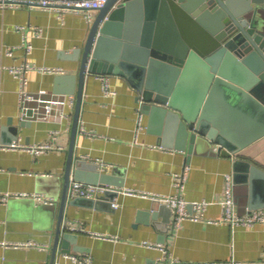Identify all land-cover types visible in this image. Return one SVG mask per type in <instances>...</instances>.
Instances as JSON below:
<instances>
[{"label": "crops", "instance_id": "obj_1", "mask_svg": "<svg viewBox=\"0 0 264 264\" xmlns=\"http://www.w3.org/2000/svg\"><path fill=\"white\" fill-rule=\"evenodd\" d=\"M92 20H86L84 12L64 10L59 14L23 3L0 8V145L17 140L52 141L61 146L41 154L0 147V192H39L54 200L45 204L29 196H13L0 201V264H77L70 255H89L90 264H264V221L252 226L207 222L208 218L221 217L227 173L234 181L237 211L248 209V188L237 182L235 162L249 161L264 170V134L231 157L202 149L188 153L177 147L172 127H166L165 122L150 124L144 113L145 129L135 140L137 113L141 111L137 92L114 74L85 76L73 155L74 161H87L100 173L109 174L111 183H96L116 192L105 195L98 205L74 204L67 186L61 226L74 239L64 252L57 250L51 263V239L64 188L75 103L65 107L68 118L30 119L29 125H19L20 84L7 67L22 62L58 67L59 72L29 70L26 88L67 93L71 85L76 90L80 60L68 55L83 45ZM18 25L26 26V33L17 29ZM34 26L41 28L39 34L33 32ZM24 35L31 44L29 52L23 44ZM7 46L13 47L11 54H6ZM103 77L113 93L104 92ZM214 107L229 127L247 135L264 128L260 113L242 100L222 95ZM9 119L18 125L15 138L6 129ZM185 168L184 186L178 188L175 174ZM118 181L122 185L114 184ZM122 189L180 194L187 200L204 198L209 204L202 219H186L173 226L172 213L163 201ZM256 195L264 204V185L260 182ZM112 199L118 203L116 208L108 203ZM258 208L264 212V205ZM27 241L37 245L7 247ZM144 242H154L163 249Z\"/></svg>", "mask_w": 264, "mask_h": 264}, {"label": "water", "instance_id": "obj_2", "mask_svg": "<svg viewBox=\"0 0 264 264\" xmlns=\"http://www.w3.org/2000/svg\"><path fill=\"white\" fill-rule=\"evenodd\" d=\"M68 57L79 58L80 66L76 90L71 85L65 90L75 93L76 99L51 263L57 250L64 252L74 239L61 226L71 175L93 183L112 182L96 165L74 161L86 75L123 77L136 90L149 123L172 127L177 147L188 153L202 149L231 157L264 134V128L247 135L229 127L214 107L218 97L229 96L257 110L264 122V0H106L96 10L83 45ZM27 113L31 114L30 108ZM30 122L21 118L19 125ZM6 129L16 137L18 125L12 119ZM235 169L237 182L248 188L246 207H262L256 191L259 182L264 185V170L240 159ZM115 192L107 189L98 199L74 196L70 201L98 205Z\"/></svg>", "mask_w": 264, "mask_h": 264}, {"label": "built area", "instance_id": "obj_3", "mask_svg": "<svg viewBox=\"0 0 264 264\" xmlns=\"http://www.w3.org/2000/svg\"><path fill=\"white\" fill-rule=\"evenodd\" d=\"M106 0H0V8L6 6H14L19 3L27 4L28 6H38L44 10H53L57 13H62L64 10L75 12H84L86 20L91 21L93 12L102 6ZM17 29L26 33L27 28L23 25H18ZM34 33L39 34L41 28L39 26L32 27ZM23 44L26 46L27 52L31 49V44L26 35L23 37ZM13 47L7 46L5 49L6 54H11ZM8 71L19 80L20 87L19 94V110L20 117L26 119L36 120H57L68 118L69 114L65 110L66 106H71L75 103L76 96L74 93H57L47 89H39L36 91L28 90L26 88L27 77L26 73L34 68L45 72H59L58 67L37 66L29 62H22L8 66ZM103 90L105 93H113L108 86L107 79L103 77ZM1 91V87H0ZM31 109V114H28V109ZM145 129L144 113L138 110L137 124L135 128V140L138 133ZM2 148H23L34 154H41L50 149H59L61 146L53 143L52 141H44L37 143H24L13 140L8 144L0 145ZM103 163V162H101ZM187 177V168L179 174H175L174 184L178 188L184 186V180ZM234 181L230 173L225 175V197L220 201L221 217L219 220L208 218L207 222L223 221L231 226L244 225L252 226L255 223L264 221V212L260 208L247 209L243 213H239L236 209V203L233 194ZM110 189L102 183H90L78 179H70L68 184V193L71 197L82 196L92 199H98L103 195L104 191ZM119 191V190H117ZM122 191L130 194H140L145 197H151L163 201L172 213V225L180 226L186 219L199 220L204 217V211L209 204L206 199L187 200L180 194H155L145 191H134L131 189H122ZM29 196L39 203L51 204L54 202L52 197H49L39 192H0V201L6 202L10 197ZM111 206L116 208L118 203L112 199ZM149 246L159 247L161 245L154 242H144ZM31 241L20 242L14 244V247L32 246ZM73 262L77 264H90L91 257L89 255H70Z\"/></svg>", "mask_w": 264, "mask_h": 264}]
</instances>
